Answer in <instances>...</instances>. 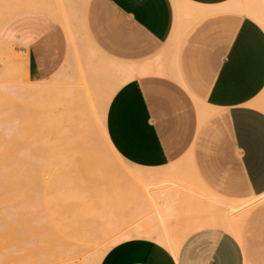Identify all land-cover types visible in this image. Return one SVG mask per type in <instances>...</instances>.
I'll return each mask as SVG.
<instances>
[{
    "label": "crops",
    "instance_id": "obj_1",
    "mask_svg": "<svg viewBox=\"0 0 264 264\" xmlns=\"http://www.w3.org/2000/svg\"><path fill=\"white\" fill-rule=\"evenodd\" d=\"M259 3L86 0L84 33L119 77L104 111L111 145L160 178L183 167L208 194L185 183L177 189L188 202L169 205L188 233L168 235L163 221L162 231L139 245L136 264H264V203L241 233L224 205L264 199V26L253 14ZM8 17L0 43L19 54L23 81L52 79V91L74 58L64 25L35 8ZM122 74L130 76L123 85ZM160 197L165 207L164 190ZM196 209L217 216L198 220ZM167 236L185 238L175 253Z\"/></svg>",
    "mask_w": 264,
    "mask_h": 264
},
{
    "label": "rangeland",
    "instance_id": "obj_2",
    "mask_svg": "<svg viewBox=\"0 0 264 264\" xmlns=\"http://www.w3.org/2000/svg\"><path fill=\"white\" fill-rule=\"evenodd\" d=\"M18 2L33 3L30 8L40 10V3L51 6L58 13L56 16L64 25L68 37H73V43L72 40L69 42L71 57L74 58L62 68L54 89L50 91V81H43L42 84L23 81L19 54L12 46L0 43V143L5 141V147L13 151L10 155L6 153L4 158L9 155L13 159L16 155L14 151L19 155L14 159L21 166L24 185L23 196H19L21 202L18 197L19 203L16 202L20 211L18 215L11 216L16 221L9 220L10 214L8 220L11 225H16V222L21 223L17 216H22L26 229L20 224L17 226L22 229L10 226L20 231L19 238L27 237L22 242L27 243L30 241L28 236L32 238L36 235L27 247L32 252L24 250L28 245L19 242L22 238H18L16 243H20V246L15 248L23 250H14L12 254L22 258L19 260V257L12 255L18 262L11 264H32L35 260V264H60L57 262L59 258L52 259V255H62L65 250L69 257L76 251L73 254L76 258L66 257V261L72 264H136L139 245L151 238L153 232L162 231L163 221L165 233H171L174 237L175 234L185 236L189 228L177 226L176 211L173 210V214L169 203L176 199L179 203L180 199L185 207L184 201L188 202V198L184 200L176 190H183L185 183L188 188L197 190L198 194H208L200 191L191 175L185 176L187 171L183 167L160 178L153 171L154 168L137 166L124 160L111 145L105 128L104 111L117 87L113 79L119 77L107 68V58L99 54L84 33L86 0H0V13ZM253 14L264 26V3H259ZM114 70L120 72L118 68L114 67ZM129 79V75L122 74V85ZM104 100L108 102L103 103ZM8 130L14 135L13 138ZM2 136L5 137L2 138L3 142ZM18 136L19 141L16 139ZM9 137L10 140L14 139L13 142L8 140ZM17 141L21 142L22 154ZM14 142L17 144L15 148ZM1 151L5 150L2 148ZM9 157L6 161L10 160ZM14 159L9 162H15ZM14 165L17 166L16 163ZM162 190L165 191V207L161 205ZM7 195L6 198L11 196ZM9 201L8 204L5 202L6 206H2L1 211L17 213L13 204L16 197L13 201L11 199L13 203L9 204ZM263 203L264 199H256L251 204L224 205L229 208V215L235 218L241 233L246 229L243 224L247 217L258 204ZM188 204L195 209L192 200ZM6 212L5 215L4 212L0 214V223L5 229L9 227L8 221L3 218V215L5 218L7 216ZM196 212L198 220L217 216L210 209L204 212L196 209ZM232 230L237 233L236 227ZM22 231H25V234L22 233L24 236H20ZM159 239L165 240V236ZM183 239L175 240L181 244ZM67 240L69 244L66 245H73L69 252V247L62 249ZM53 245L56 249H52ZM77 245H80L79 248ZM48 247L51 248L50 252L54 250L51 256L48 254L49 259L43 252L46 250L50 253ZM42 248L46 249L41 251ZM39 252L42 257H39ZM29 253H37L35 257L38 258L35 259L34 255L32 258ZM61 255L58 257L61 258Z\"/></svg>",
    "mask_w": 264,
    "mask_h": 264
},
{
    "label": "bare ground",
    "instance_id": "obj_3",
    "mask_svg": "<svg viewBox=\"0 0 264 264\" xmlns=\"http://www.w3.org/2000/svg\"><path fill=\"white\" fill-rule=\"evenodd\" d=\"M40 3V2H39ZM31 4H33V3H31ZM31 4L29 3V4H22V3H20V2H18L17 4L15 3V4H11L8 8H6L5 10H3V12H1L0 14H2V17H1V19H0V24L8 17V16H10L11 14H13V13H15V12H18V11H20V10H23V9H28V8H30V6H31ZM40 6H41V9L43 10V11H45V12H47V13H49V14H52V15H54V16H56V15H58V13L51 7V6H49V5H47V4H45V3H40ZM57 13V14H56ZM1 16V15H0ZM56 17H58V16H56ZM9 18V17H8ZM72 40V41H71ZM69 41H71L72 43H73V37L70 35L69 36ZM2 44V43H1ZM73 45V44H72ZM69 51H70V49H69ZM8 53V52H7ZM6 53V54H7ZM1 54V53H0ZM58 76L60 75V73L59 74H57ZM57 77V76H56ZM53 78H55V77H53ZM58 78V77H57ZM47 81H52V79H50V80H46V82ZM61 81V80H60ZM48 85H50V84H48ZM73 90V89H72ZM11 94V93H10ZM81 109V108H80ZM80 109H79V111H80ZM77 111V110H76ZM17 112V111H16ZM84 114V113H83ZM1 115V114H0ZM19 126V125H18ZM21 126V125H20ZM2 128V127H1ZM0 128V129H1ZM8 129H9V127H8ZM16 129V128H15ZM17 129H18V127H17ZM21 129V128H20ZM4 130V129H3ZM6 131H7V128L5 129ZM4 130V131H5ZM10 130H12V127L10 128ZM13 131H14V129H13ZM8 132H9V130H8ZM9 133H11V132H9ZM10 135H12V136H10ZM9 136L10 137H12L13 138V134L11 133ZM10 137H9V139L8 140H10ZM16 137V136H15ZM2 138H5V137H1V140H2V142H3V139ZM11 138V139H12ZM16 139H18V141H19V136L16 138ZM5 140V139H4ZM13 140L14 139H12V140H10V141H12L13 142ZM21 140V139H20ZM16 141V140H15ZM16 142L18 145L21 143H19V142ZM11 142V143H12ZM5 143V141L3 142V144L2 143H0L1 144V149L3 148L5 151H3V152H5V153H3L2 151H1V149H0V154L2 153V155H0V156H2L3 158H1L0 157V166H2V167H0V168H2L1 169V173H0V211L2 210V206H3V208H5L4 206H6L5 205V202H7V204H8V201H7V199L8 198H10L11 197V199H12V201L14 200V198L16 197V201L13 203L12 201H11V199H10V201H9V204H11V203H13L14 204V207L16 208V212L17 213H15V212H13V213H15V214H11V213H7L4 209H3V211H1V213H3L4 212V215H5V212H6V218L4 217V215H3V218L4 219H6L7 221H8V224H9V229L7 228V229H5L3 226H2V223H0V264H11V263H13L14 261H16V262H18L17 260H15V258H13V256L15 255V254H12V253H14L13 251L14 250H16L17 251V249H20V250H18V251H20L21 252V249L22 248H15V247H17V246H20V243H16V242H18L17 240H18V238H19V234L18 233H20V231L18 232L17 230H16V228L15 229H13L14 227L13 226H16V227H18L17 225H19L20 224V226L23 228L24 226H23V219L21 220V218H22V216H21V218H19L20 217V214H19V216H17L18 217V221L19 222H21V223H19L18 224V222H16V225H11V222H14V221H16V218H14L15 220L13 221L12 220V217L11 216H13V215H18V210H19V206H17V203H19V202H21V200H20V198H19V196L21 195V193H22V191L24 192V185H23V174H22V172H21V166H20V164L19 163H17L16 161H18L16 158V160L14 159V156H16V155H18L17 154V152L16 151H14V154H16V155H14L13 156V159L15 160V162H14V164L16 163L17 164V166L16 165H14L13 164V162L12 163H10L11 162V160H13V159H10V157H9V155L10 154H13V151H11L10 152V150L7 148V147H5L6 146V144H4ZM10 143V142H9ZM15 142H14V148L17 146V144H16ZM13 144V143H12ZM11 144V145H12ZM4 145V146H3ZM11 145H9L10 147H13V146H11ZM19 149H21L20 151H21V154H22V148H21V146L19 145ZM7 148V149H6ZM16 150H18V149H16ZM19 151V150H18ZM19 151V152H20ZM16 152V153H15ZM18 152V153H19ZM6 153H8L9 155H7L6 156V158H4V156H5V154ZM19 156V155H18ZM7 157H9V159L10 160H8V161H6V159H7ZM17 158H19V157H17ZM20 159V158H19ZM10 161V162H9ZM19 162V161H18ZM10 195L11 194V196H9V197H7L6 198V195ZM7 195V196H8ZM21 196H23V195H21ZM19 198V200H18V198ZM30 197V196H29ZM19 201V202H18ZM17 202V203H16ZM16 203V204H15ZM21 204V203H20ZM22 205V204H21ZM20 205V206H21ZM12 206V205H11ZM8 208V207H7ZM14 208V209H15ZM18 208V209H17ZM11 209H13V208H11ZM9 211V210H8ZM14 211V210H13ZM20 211V210H19ZM10 212V211H9ZM0 213V214H1ZM19 213H21V212H19ZM10 214V217H11V219H9V220H12L11 222L8 220V218H9V215ZM21 215H23V214H21ZM1 218L0 219H2V216H0ZM14 217V216H13ZM6 220H4L3 222H5V224H7V221ZM1 222V221H0ZM4 224V223H3ZM4 224V225H5ZM10 226L11 227H13V228H10ZM21 227H18V228H20V229H22ZM24 229H26V227H24ZM34 231V230H33ZM50 232V231H49ZM236 232H238V229H237V227H236ZM22 233H24L25 234V231H22L21 232V235L20 236H24V234H22ZM48 233V232H47ZM46 233V234H47ZM149 233V232H148ZM41 234V233H40ZM43 234V233H42ZM45 234V233H44ZM45 234V235H46ZM54 235H55V233H54ZM35 236L36 235H34L32 238H34L35 239ZM51 236H53V233H52V235ZM67 237H69V236H67ZM22 238V239H21ZM23 238H27L26 236L25 237H20L19 239H21V241L19 240V242H22V241H26V239H24L23 240ZM30 236H28V239L31 241V239H32ZM52 238V237H51ZM69 239V238H68ZM71 239V238H70ZM74 239V238H73ZM166 239H168V243H167V245H169L170 246V248L172 249V251L175 253L177 250H178V248H179V246H180V244L175 240V239H173L172 237H170V236H167L166 237ZM29 240H27V241H29ZM43 240V239H42ZM52 240H55V239H52ZM63 240H64V238H63ZM76 240H78V239H76ZM171 240V241H170ZM29 241V242H30ZM43 241H45V240H43ZM49 241H50V239H49ZM56 241V240H55ZM61 241V240H60ZM69 240H67L63 245H65V246H62V247H64V248H62L63 250H65V249H67L68 247V249H67V251L69 252V249L70 248H72L73 247V245H66V243L67 244H69V242H68ZM83 241V240H82ZM163 241H165V240H163ZM29 242H22V244H24V245H28V246H26V248L24 247L23 249L25 250V249H28L27 247H29ZM46 242V241H45ZM50 242H52V241H50ZM78 242H80L79 240H78ZM17 245H16V244ZM41 243H44V242H40L39 244H41ZM15 244V245H14ZM38 243H36V245H37ZM75 244V243H74ZM86 244V243H85ZM84 244V245H85ZM14 245V246H13ZM43 245V244H42ZM44 245H45V243H44ZM51 245V244H50ZM39 246V245H38ZM67 246V247H66ZM71 246V247H70ZM75 246V245H74ZM78 246V245H77ZM80 246V245H79ZM79 246H78V248H79ZM43 247V246H42ZM45 247V246H44ZM51 247V246H50ZM50 247H48L49 249H48V251L50 252V250H51V248ZM54 245H53V248L52 249H54ZM57 247H58V245H57ZM61 247V246H60ZM66 247V248H65ZM14 248V249H13ZM32 248V247H31ZM36 248H37V246H36ZM76 248V247H75ZM77 248V249H78ZM22 249V250H23ZM46 249V248H45ZM44 248H42V250L41 251H43V250H45ZM55 249H56V247H55ZM76 249V250H77ZM81 249V248H80ZM31 250V249H30ZM29 249L27 250V251H29V252H32V250L30 251ZM39 250H40V247H39ZM72 250V249H71ZM74 250V249H73ZM79 250V249H78ZM83 250H85L84 248H83ZM15 251V252H16ZM33 251H34V248H33ZM80 251V250H79ZM45 254H47V257H48V254L51 256V252L50 253H47V251L45 250V251H43ZM42 252V253H43ZM53 252H54V250H53ZM52 252V253H53ZM63 252V254L61 255L60 253H59V255H61V258L60 257H58L59 255L58 254H56V257H54V254L52 255L53 257H52V259H57V258H59L58 259V261L57 260H54L55 262L57 261V262H60V264H72V263H70V262H67L66 260H68L69 258H76V257H73V254H76V251H75V253H74V251L72 252V257L70 256L69 257V253L67 254L66 253V250H65V252L64 251H62ZM17 253V252H16ZM56 253V252H55ZM18 254V253H17ZM29 254H31V253H29ZM13 255V256H12ZM32 255H34V253L33 254H31V256ZM36 255H37V253H36ZM36 255H34V257L36 256ZM39 255H40V252H39ZM42 255V254H41ZM39 256V257H42V256ZM44 255V254H43ZM16 256V258L17 257H19V260H21V258H20V256H18V255H15ZM30 256V257H31ZM69 258H68V257ZM66 257L68 258V259H66ZM80 257H82V256H80ZM32 258H33V256H32ZM36 258H38V256L37 257H35V259ZM44 258H46V256L44 257ZM48 259H49V257H48ZM48 259H47V261H48ZM23 260V259H22ZM50 260H51V257H50ZM36 261V260H35ZM35 261H33V263L32 264H35L36 262ZM20 262V261H19ZM80 262V261H79ZM18 264H20V263H18Z\"/></svg>",
    "mask_w": 264,
    "mask_h": 264
}]
</instances>
